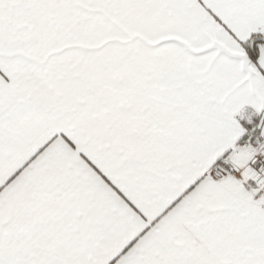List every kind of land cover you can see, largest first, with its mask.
Listing matches in <instances>:
<instances>
[{
	"label": "snow or ice",
	"instance_id": "obj_1",
	"mask_svg": "<svg viewBox=\"0 0 264 264\" xmlns=\"http://www.w3.org/2000/svg\"><path fill=\"white\" fill-rule=\"evenodd\" d=\"M0 264H264V0H0Z\"/></svg>",
	"mask_w": 264,
	"mask_h": 264
}]
</instances>
